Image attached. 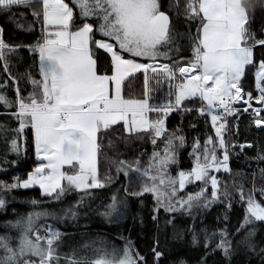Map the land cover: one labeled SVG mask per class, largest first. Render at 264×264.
I'll use <instances>...</instances> for the list:
<instances>
[{
    "label": "snow or ice",
    "instance_id": "snow-or-ice-1",
    "mask_svg": "<svg viewBox=\"0 0 264 264\" xmlns=\"http://www.w3.org/2000/svg\"><path fill=\"white\" fill-rule=\"evenodd\" d=\"M256 4L257 0H184L183 5L180 0L175 3L169 0L167 6L162 0H71V4L65 0H0V12L11 13L13 8L23 5L32 9L37 21L41 17L43 20L42 37L34 44L24 45L30 54L38 56L40 78L28 73L33 90L23 96L19 80L10 73L0 84V87L15 86V101L0 94V104L8 109L15 107L16 110L8 115L18 123L11 129L0 125V137L7 139V134L12 133L9 151L19 157L20 141L26 142L25 129L30 128L37 163L26 178L13 177L11 183L0 181V190L38 186L42 195L52 197L56 193V199H59L66 190L87 194L91 189L104 188L105 183L98 173L101 137L113 125L122 123L124 132L129 135L148 133L154 146L158 140L163 142V148L153 152L147 168L138 161H120L117 168L128 181L122 185L127 195L139 198L145 193L152 194L154 222L159 220L160 208L170 214L183 210L190 215L194 205L210 207L220 197L215 173L230 172L229 149L224 138L226 117L237 113L234 102L243 100L251 108L253 95L243 88L249 67L255 68L253 79L259 93L255 99L264 106V58L259 61L255 58L256 47L264 49V35L258 37L250 29ZM181 7L189 25L187 33L177 30ZM14 15L7 17L13 23ZM193 25L196 28L194 35L191 32ZM25 30H31V25ZM2 32L0 28V62L7 72V57L21 45L7 44ZM260 32L264 33V24H261ZM185 40L187 45L183 43ZM187 48L191 49L189 58L184 56ZM101 50L105 56L103 68ZM137 58L150 63L137 62ZM137 72L144 73L143 97L125 98L121 85ZM149 72L154 74L160 90L167 82L166 102L157 103L151 96ZM189 99L201 101L199 108L187 111L210 116L215 137L207 136L203 144L199 138L195 139L188 154L192 167L181 169L173 176L170 167L176 165L179 168L175 142L183 147L185 138L176 135L175 131L169 135L166 120L174 111L183 114L186 111L183 103ZM251 110L253 123L259 126L264 121V115H261L264 107ZM261 171L264 174V169ZM131 173L141 181L139 191H129L133 179ZM196 181L202 184L199 191L189 193L187 197L178 196L187 184ZM208 184H211V198H206ZM260 191L264 195V189ZM165 195L168 196L167 203ZM240 199L245 201V212L235 231L236 234L244 231V236L236 244L254 251L257 247L252 239L255 229H245L255 221L264 222V204L257 202L252 193L245 196L242 188ZM83 201L84 197H81L63 209L61 216L45 210L30 212L27 217L8 222L19 229V237L15 246L10 244L9 237H0V251L3 252L0 264H61L59 249L65 234L48 225L41 236L34 230L35 219L41 216L76 219L79 209L84 206ZM5 203L0 197V208ZM29 203L38 205L34 199ZM127 207V200L113 195L111 203L104 205L105 210L99 215L119 220ZM89 211L96 210L90 208ZM165 223L173 229L176 227L171 217ZM188 230L193 232V243H197L192 227L188 226ZM201 231L206 249L218 235L216 248L222 250L225 257L231 256L232 242L227 238L226 229L212 234L204 229ZM174 236L179 238L180 233L174 231ZM159 243L157 239L152 248L154 264H160L163 256ZM261 252L264 253V249ZM64 261L65 264H148L145 256L134 251L130 240L125 242L122 252L96 248L94 256L89 258L78 257L73 249L64 254ZM178 264L185 262L180 260ZM201 264H205L203 258Z\"/></svg>",
    "mask_w": 264,
    "mask_h": 264
},
{
    "label": "trees",
    "instance_id": "trees-1",
    "mask_svg": "<svg viewBox=\"0 0 264 264\" xmlns=\"http://www.w3.org/2000/svg\"><path fill=\"white\" fill-rule=\"evenodd\" d=\"M166 1L169 2V0H162L164 4ZM65 2L70 4L71 0H65ZM173 2L175 3L176 0H173ZM183 3L184 0H180V4L183 5ZM12 13H15L13 16L15 23L7 18ZM179 20L180 24L177 30L180 32L186 28L187 33L189 25L184 19L182 7ZM17 24L22 25V27H17ZM261 24H264V0H257L250 29L258 37L264 35L260 32ZM30 25L31 30L26 31L25 29ZM42 25V17L37 21L32 14V9L27 6L15 7L11 13L0 12V28L3 29V40L9 45H21L20 48L7 57V72L4 70V64L0 62V84L8 79L10 73L11 76L19 80V87L23 96H28L29 92L33 90L32 85L28 82V73L31 72L36 79L40 78L38 56L30 54L24 45L34 44L41 37ZM191 32L193 35L196 32L194 25ZM184 56L185 58L191 56L190 48L184 51ZM255 58L257 61L264 58V49L257 46ZM104 61L105 56L101 50V68L104 67ZM254 71L255 68L249 67L247 76L243 80V88L246 90L255 91L256 89L253 79ZM148 75L151 80V96L156 98L155 102L157 103L166 102L167 82L163 84V90H160L161 86L153 78L154 74L149 72ZM144 87V73H134L122 83V95L125 98H142ZM0 94L5 95L14 102L16 98L15 86L0 87ZM200 106L201 101L199 99H196L195 102L190 99L186 100L183 103L186 111L183 114L174 111L166 120L169 135L175 131L176 135L185 138L183 147L175 142L179 168L176 165L170 167L169 171L173 176L181 169L192 167V161L188 154L192 151V143L195 139L199 138L200 143L203 144L207 136L215 137L210 116H201L196 111H187V109H196ZM15 110V107L8 109L0 104V125H4L9 129L17 127V121L8 115ZM153 116L155 115L150 114V117ZM25 132L27 140L26 142L24 140L20 141L22 148L19 157L16 153L9 151L8 141L11 139L12 133L7 134V139L0 137V181L11 183L13 177L26 178L28 172L36 166L37 159L34 155L30 128H26ZM224 138L229 149L230 172L221 170L215 173L219 182V199L208 208L194 205L190 209V215L183 210L170 214L160 208L158 212L159 220L154 222L152 220V209L155 207V200L152 194L145 193L139 198L127 195L122 185L128 183V181L125 180L123 172H118L117 168L120 161H138L142 167L147 168L153 152L161 150L163 142L158 140L157 146H154L148 133L142 132L129 135L124 132L122 123L119 126L113 125L101 137V151L98 160V173L101 181L105 183V187L91 189L89 192L98 196L99 202H104V205L110 201L113 195L117 196L118 199L127 200L128 207L124 216L119 220L105 218L99 215L100 212L105 210L102 206L100 210L87 212L84 215L95 222L85 225L79 219L84 211V208H80L78 217L73 219L75 222H69V225L66 224L67 222L61 225L57 221L54 223L41 221L34 225V230L39 231V234L44 236L47 226L52 225L65 234L62 241L64 244L80 242L83 238L91 239L92 236H102L112 241L121 242L130 240L134 251L145 256L148 264H154L152 248L157 239L160 242L159 250L163 252L160 264H178L180 260H183L185 264H201L202 258L205 264H262L264 262V253L261 252V249H264V222L255 221L245 229V231L255 229V235L252 239L257 247L254 251L246 248L243 244L237 246L236 241L244 236V231L236 234L235 230L240 227L245 212V201L240 199L241 188L245 196L252 193L257 202L264 204V195L260 191L264 189V174L261 171L264 169V159L259 158L264 157V129H256L252 124V117L245 115L236 123V131H234L232 120L227 121ZM164 139H167V137ZM244 143H250V146L241 147L240 145ZM14 160L17 162L12 164L11 162ZM131 175L133 179L129 191H139L141 181L136 179L135 173H131ZM106 177L110 179H106ZM201 186L200 181L187 184L184 190L179 191L178 196L187 197L189 193L199 191ZM253 188H255L254 192ZM205 191L206 198H211V184H208ZM82 195H84L82 191L78 192L72 189L66 190L64 194L60 195L59 199H56V194L52 197L44 196L37 187L13 189L11 191L0 190V197H3L6 201L4 207L0 208V237H9L10 244L15 246L19 237V229L12 227L8 222H15L20 217H26L35 209L56 206L57 204L68 207L75 204L77 200L83 197ZM33 199L38 201L37 206L29 203ZM164 201L167 203V195H165ZM85 217H82V219ZM97 217H99V221ZM169 217L174 219L175 229L172 225L165 223ZM157 225H159V231H157ZM188 226H191L197 235V243L195 244L192 241L193 232L188 230ZM202 229L209 234L226 229L228 231L227 238L232 242L233 251L231 256L225 257L222 250L216 248V244L219 242L218 235L213 239L210 247L206 249ZM174 231L180 233L179 238L174 236ZM32 238L35 239L34 236ZM87 251L86 248L78 257H93ZM64 254L61 253V264H65ZM0 255H3L2 251H0Z\"/></svg>",
    "mask_w": 264,
    "mask_h": 264
},
{
    "label": "rangeland",
    "instance_id": "rangeland-1",
    "mask_svg": "<svg viewBox=\"0 0 264 264\" xmlns=\"http://www.w3.org/2000/svg\"><path fill=\"white\" fill-rule=\"evenodd\" d=\"M66 3H68V2H66ZM166 3L168 4V1L165 2V6H167ZM77 16H79L78 10H77ZM180 32L186 33V28H185V30H181ZM41 37H42V35H41ZM183 43L185 45L187 44V42H183ZM187 49H189V48H187ZM161 50L164 51L165 49H161ZM146 61H148V60L137 58V62L150 63L149 61L148 62H146ZM151 118L154 119L155 116H153ZM34 155H35V148H34ZM35 158H36V155H35ZM34 187H37L39 189L38 186H34ZM55 194L56 193H54L53 195H55ZM82 194H84V195H82L84 197V201H83L84 206L82 207V208H84V211L82 212V215H81V217H79V219L83 222V224L90 225L91 223H95V222L92 221L91 219L85 217L84 215L87 214V212H91V211H89L90 208L95 209L96 211H98V209L100 210L101 207L104 206V202L103 203L99 202L98 196H95V194H91L90 192H88L87 194L85 192H82ZM44 196H47V195H44ZM47 197H49V196H47ZM108 203H111V199ZM65 208H67V207L63 206L62 204H57L56 206H48V207H44L41 209L40 208L35 209V210H33V212H41V211L47 210L50 213L54 212L57 214V216H61L63 214L62 210ZM82 217H85V218L82 219ZM97 219L99 221V217H97ZM41 221H49L52 223L57 221L61 225L65 224L66 222H67L66 224H68L69 222H75L73 219L59 220V219H53L52 216H47V217L41 216V217L35 219L34 225L36 223L41 222ZM76 221H79V220H76ZM124 243L125 242L116 241V240L112 241V240L107 239L106 237H102V236H92L91 239L83 238L80 242L65 243V244L61 243V247L59 249V252H60V254L61 253H71L73 249H76L77 256H78L86 250L84 245H90V247H87V250H88L87 252H89L91 255L94 256V249H96V248H104V249L108 250L109 252H111L113 249H117V250H120L122 252V249L125 245Z\"/></svg>",
    "mask_w": 264,
    "mask_h": 264
},
{
    "label": "built area",
    "instance_id": "built-area-1",
    "mask_svg": "<svg viewBox=\"0 0 264 264\" xmlns=\"http://www.w3.org/2000/svg\"><path fill=\"white\" fill-rule=\"evenodd\" d=\"M244 91L246 93L247 92H251L252 95H253V99L250 102L251 103V108H249L247 104H244L243 100L238 101V102H234L233 103V107L236 108L238 111H237V113H233L232 115L227 116L226 117V122L228 120H232L234 131H236V123L239 121V119L241 117L245 116V115H250L252 117V124H253V126L256 129H264V121H262V123L259 126H257L255 123H253V118L254 117H253V113H252V110H251L252 108L259 109V108L264 107V106L259 105L257 103L256 99H255V97L258 96L259 93L256 91V89H255V91H250V90L244 89ZM244 99H247V96H245ZM246 108L248 109L247 111H245ZM218 111H221L222 112L223 110L222 109H219ZM261 115H264V113H261ZM241 145H243V146H250V143H244V144H241Z\"/></svg>",
    "mask_w": 264,
    "mask_h": 264
}]
</instances>
